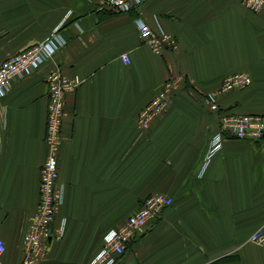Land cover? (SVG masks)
<instances>
[{
    "label": "crops",
    "instance_id": "0c3cea01",
    "mask_svg": "<svg viewBox=\"0 0 264 264\" xmlns=\"http://www.w3.org/2000/svg\"><path fill=\"white\" fill-rule=\"evenodd\" d=\"M138 18L177 48L155 54ZM57 28L67 44L0 100V264L24 258L47 156L46 78L57 67L83 83L66 97L65 196L40 264H90L106 235L158 193L173 204L113 264H264V247L250 242L264 227V140L227 136L206 157L220 112L264 115V10L243 0H148L131 12L101 0H0V67ZM238 72L250 86L220 94L211 110L205 95ZM173 76L182 81L167 110L140 127V111Z\"/></svg>",
    "mask_w": 264,
    "mask_h": 264
},
{
    "label": "built area",
    "instance_id": "2783aa9c",
    "mask_svg": "<svg viewBox=\"0 0 264 264\" xmlns=\"http://www.w3.org/2000/svg\"><path fill=\"white\" fill-rule=\"evenodd\" d=\"M105 8L117 12H131L139 9L148 0H101ZM245 8L254 13L264 10V0H243ZM140 37L153 52L163 55L168 49L175 50L177 42L169 33L157 32L142 18L136 19ZM67 44L59 28L50 36L3 62L0 67V100L7 96L15 80L26 78L47 61L52 60L58 50ZM122 60L129 64V54H123ZM49 86V108L46 131L47 156L40 171V195L35 213L24 237V258L22 264H40L47 254V240L52 237L51 225L63 204L65 188L60 182L59 151L63 143V124L68 116L66 97L75 92L83 83L79 75L69 76L60 67L55 68L46 78ZM182 77H170L161 90L140 111L138 125L148 128L150 123L163 114L171 103L172 95L180 88ZM252 77L245 72L227 75L220 89L205 95L204 100L210 109L220 111L218 97L234 90H243L250 86ZM264 140V115L220 112L219 131L212 136L207 161L222 148L227 137ZM173 204V198L165 194H152L146 197L141 207L131 214L120 228L111 230L105 238L100 253L90 264H113L124 254L126 244L134 237L145 233L152 222L162 216L163 211ZM250 242L264 247V227L256 230ZM6 251V244L0 236V257Z\"/></svg>",
    "mask_w": 264,
    "mask_h": 264
}]
</instances>
